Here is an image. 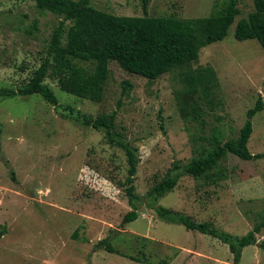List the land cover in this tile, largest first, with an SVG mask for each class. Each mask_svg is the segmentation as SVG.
Returning <instances> with one entry per match:
<instances>
[{
    "label": "rangeland",
    "instance_id": "374dc122",
    "mask_svg": "<svg viewBox=\"0 0 264 264\" xmlns=\"http://www.w3.org/2000/svg\"><path fill=\"white\" fill-rule=\"evenodd\" d=\"M225 0H148V16L207 18ZM96 9L119 16H143L140 0H90ZM240 14L226 37L201 48L193 68L210 66L219 81L221 105L206 109L201 128L184 121L174 92L177 72L154 81L128 74L115 62L101 102L62 92L45 79L63 106L97 117L116 111L115 126L139 158L134 179L138 217L121 226L131 208L124 192V153L102 131L61 114L40 96L0 98V264H232L219 240L160 220L146 193L169 173L206 148L213 130L222 141L235 138L258 97L264 105V52L256 40L238 41L236 23L253 11V0H238ZM60 19L27 0H0V89L25 84L36 70ZM132 88L122 94V83ZM66 115V113H64ZM247 144L264 153V109L254 115ZM227 178L217 184L181 175L157 205L210 222L243 236L264 221V159L243 160L228 152L219 163ZM150 205V206H149ZM109 238L113 252L94 250ZM256 244L243 249L240 264H264V227Z\"/></svg>",
    "mask_w": 264,
    "mask_h": 264
},
{
    "label": "trees",
    "instance_id": "16d2710c",
    "mask_svg": "<svg viewBox=\"0 0 264 264\" xmlns=\"http://www.w3.org/2000/svg\"><path fill=\"white\" fill-rule=\"evenodd\" d=\"M27 1L33 2L40 11L57 16L60 21L52 31L45 56L29 80L15 89H0V98L38 95L48 105L60 109L65 118L102 131L106 142L119 148L126 158L123 187L131 210L124 215L121 226L129 224L139 216V196L134 187L139 158L136 149L116 129V111L91 117L63 106L44 83L45 79L54 80L67 95L99 103L104 96L110 62H115L124 72L148 81L177 72L181 89L174 92V98L180 117L203 128L206 109L212 111L221 105L217 99L219 81L212 67L193 68L192 63L197 61L201 48L226 37L229 27L240 14L238 0H225L219 11L207 18L196 19L148 16V0H140L143 16L113 15L96 9L90 0ZM234 37L238 41L256 40L264 52V0H253V11L237 21ZM131 88V84L124 81L122 94L126 95ZM263 109L262 99L258 97L255 105L247 110L246 120L235 138L223 142L218 128L207 139L199 137L207 141L208 146L187 164L174 163L172 170L145 196L150 208L165 223L181 225L187 231L198 232L227 245L232 264H240L243 249L256 244V235L264 227V221L239 237L219 230L210 222H196L188 215L157 205V202L174 189L181 175L205 179L210 184L225 180L226 170L219 163L228 152L243 160L264 159V153L250 154L247 150L253 131L251 120ZM5 230V227L0 229V238ZM100 249L113 252L109 238L94 245V250ZM136 262L150 264L146 259Z\"/></svg>",
    "mask_w": 264,
    "mask_h": 264
}]
</instances>
